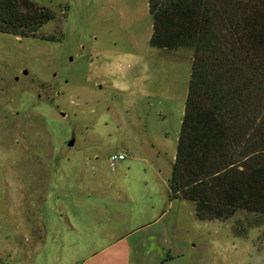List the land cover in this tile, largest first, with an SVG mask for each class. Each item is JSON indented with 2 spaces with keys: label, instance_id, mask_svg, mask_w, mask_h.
I'll use <instances>...</instances> for the list:
<instances>
[{
  "label": "rangeland",
  "instance_id": "rangeland-1",
  "mask_svg": "<svg viewBox=\"0 0 264 264\" xmlns=\"http://www.w3.org/2000/svg\"><path fill=\"white\" fill-rule=\"evenodd\" d=\"M38 2L42 37L0 32V264H264L169 197L193 49L151 45L149 0Z\"/></svg>",
  "mask_w": 264,
  "mask_h": 264
},
{
  "label": "trees",
  "instance_id": "trees-1",
  "mask_svg": "<svg viewBox=\"0 0 264 264\" xmlns=\"http://www.w3.org/2000/svg\"><path fill=\"white\" fill-rule=\"evenodd\" d=\"M153 47L193 49L171 200L199 220L264 239V0H149ZM55 12L38 0H0V32L42 37ZM53 39L51 37H45Z\"/></svg>",
  "mask_w": 264,
  "mask_h": 264
},
{
  "label": "built area",
  "instance_id": "built-area-1",
  "mask_svg": "<svg viewBox=\"0 0 264 264\" xmlns=\"http://www.w3.org/2000/svg\"><path fill=\"white\" fill-rule=\"evenodd\" d=\"M125 157H126L125 153H121V152L111 154V156H110L111 164L115 165L117 161L123 160V159H125Z\"/></svg>",
  "mask_w": 264,
  "mask_h": 264
},
{
  "label": "water",
  "instance_id": "water-1",
  "mask_svg": "<svg viewBox=\"0 0 264 264\" xmlns=\"http://www.w3.org/2000/svg\"><path fill=\"white\" fill-rule=\"evenodd\" d=\"M75 142V136L73 135L71 139L68 141L69 145H73Z\"/></svg>",
  "mask_w": 264,
  "mask_h": 264
}]
</instances>
